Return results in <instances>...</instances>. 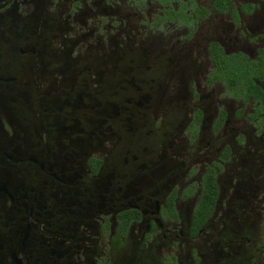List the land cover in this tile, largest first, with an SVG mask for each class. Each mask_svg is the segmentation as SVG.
<instances>
[{
  "label": "flooded vegetation",
  "instance_id": "obj_1",
  "mask_svg": "<svg viewBox=\"0 0 264 264\" xmlns=\"http://www.w3.org/2000/svg\"><path fill=\"white\" fill-rule=\"evenodd\" d=\"M217 1L0 0V48L3 41L9 44L14 59L25 57L33 65L37 64L36 44L39 46L40 33L55 30L49 38L50 44L54 40L65 42V46L67 42H78V39H67L66 34L70 32L81 37L95 34L101 39L107 38L98 41H105L104 52L109 54L105 60L102 57L100 65L106 61L112 67L120 66L112 50L123 48L128 37L134 39L130 36L135 34L134 29H141L151 37L160 35L154 43L149 41V46L159 47L172 56L176 70L171 81L175 83L183 78L190 82L197 102H201L203 96L201 89L211 90L217 83L223 87L219 99L240 102L231 111L226 106H217L208 115L206 127V109L199 103L193 107L184 125L185 145L181 147L185 150L172 152L182 159L177 155L169 156L167 164L151 165L144 171L146 177L138 178L139 184L147 180L146 190L137 194L132 186L121 184L114 179V172L106 169V145L102 143L94 148V145H86L85 139L72 143V134L88 133V130L63 124L55 126V141L42 147L36 141L43 136L36 120L41 110L36 108L32 127H29L32 139H28L24 134V120L8 102L11 96L8 90L18 95L24 80L4 72L5 67L0 63V264H112L113 246L127 239L131 232L135 233L133 228H136L137 240L144 245H150L156 235H162L169 248L164 260L172 264L166 259L172 253L173 264H180L181 253L177 251L183 250L186 240L194 241L214 219L219 222L223 217H236L230 215L235 209L238 213L243 208L251 210L255 204L250 202L254 201H258L260 225L264 228V199L255 188L247 193L249 196L238 194L234 199L240 178L238 168H232L225 189L219 182V173L232 158L235 147H246V143L242 144L247 141L264 145V109L256 111L252 96L247 100L236 96L220 76L211 80L216 70L210 56L211 47L216 43L225 53H242L245 60L258 59L259 52L264 51V0H228L227 6L217 5ZM245 3L250 4L247 10L242 8ZM162 27L164 30L158 33ZM121 33L127 36L126 40L118 39ZM79 63L83 69L89 67L88 63ZM4 90L10 96H4ZM248 103H251L250 109H246ZM221 110L225 111V116L216 128ZM196 111L198 116H194ZM230 116L233 119L244 117V122L232 125ZM227 129L232 136H226L227 140L218 138L220 132ZM104 130H99V139L106 136ZM203 134L206 140L200 146ZM64 135L69 143L59 142ZM198 155H205L202 161ZM186 157L189 163L181 173V166L175 165V159L182 163ZM209 168L215 172L217 197L211 214L196 226L192 214L200 197L203 176ZM187 172L199 175L185 181ZM232 176L235 177L233 181ZM255 180L263 186L261 194L264 196V177ZM222 197L226 202L231 200L235 209H227ZM189 199L190 208L183 212L179 205ZM123 210H126L124 232L118 219ZM263 238L264 235L260 239L261 248H264ZM173 243L176 248H172ZM228 248L221 244L219 252L226 254ZM197 254L190 251V264L200 262Z\"/></svg>",
  "mask_w": 264,
  "mask_h": 264
},
{
  "label": "rangeland",
  "instance_id": "obj_2",
  "mask_svg": "<svg viewBox=\"0 0 264 264\" xmlns=\"http://www.w3.org/2000/svg\"><path fill=\"white\" fill-rule=\"evenodd\" d=\"M217 5L227 6L229 1L218 0ZM242 8L247 10L250 4L245 3ZM163 30L164 27L158 33H162ZM134 31V35L130 34L134 39L128 37L123 48L112 50L115 59L117 56V59L120 57L119 59L124 61L119 62L116 59L115 62L121 64L120 66L112 67L106 61V64L100 65L103 58L105 60L109 57V54L104 52L107 38L101 39L94 36L95 34L81 37L70 32L66 34L67 39H78V42H67L65 46V42L62 44L54 40L50 44L49 38L55 30L40 33L42 37L39 46L35 43L39 57L37 64L33 65L25 57L14 59L9 52V44L4 41L0 48V63L5 67L4 72L13 73L24 80L18 95L13 94L12 89L8 90L11 96H14L13 99L7 90H4L3 94L10 96L8 102L13 104L24 120V134L28 139H32L29 127H32L34 113H37L36 108L41 110V115L36 116V120L41 128L40 133L43 134V136L40 134L36 141L42 147L46 146L45 143L55 141L53 137L56 134L55 126L63 124L86 129L88 133L79 131L78 134L77 132L72 134V143L85 139L86 145H94V148L101 146L102 143L106 145L107 149L104 152L106 169L114 172V179L120 180L121 184L127 183L132 186L139 194L141 190L144 192L148 185L147 180L146 184L144 180L142 184L138 181L141 175L144 176V171L155 164H167V157L177 155L172 153L173 151L185 150L181 147L185 145L184 125L193 107L199 103L206 109L204 122L206 127L208 115L217 106H226L231 111L240 105V102L229 98L219 99L223 92V87L219 83L211 87L213 90L211 94L209 88L201 89L203 96L201 102H197L191 92L190 82H185L183 78L180 80L178 78L175 83L171 81L176 70L172 56L159 47L154 49L149 46V41L154 43L160 35L154 34L155 36L151 37V34L146 35L141 29ZM119 36L118 39L127 38L122 33ZM100 40L105 41L98 42ZM69 48L72 50L69 51ZM7 49L8 51H5ZM74 54L76 56L73 57ZM80 61L88 63L89 67L83 69ZM250 104L248 103L246 109L251 108ZM130 111L133 114H129ZM195 115L198 116L197 111L194 112ZM243 120L244 117L233 119L230 116L229 123L238 126L244 122ZM102 128H105L107 134L99 139L101 132L99 130ZM31 132L34 133L33 130ZM204 134L201 143H198L200 146L206 140ZM226 136H232L229 129L221 131L218 138L224 140ZM36 137L37 135L34 139ZM59 142L69 143L68 137L64 135ZM219 143L220 140L216 146ZM245 143L246 147L234 148L232 158L227 160L219 173V182L225 189L232 168L236 167L240 178L234 199H237L238 194L249 196L247 193L253 192V188L259 196L261 195L260 198L264 199L261 194L263 186L257 184L255 180L264 177V145L247 141L243 142L242 146ZM217 148L218 146L216 150ZM132 155L136 157L133 159ZM184 155L186 156L187 152H184ZM206 155L208 158L209 154ZM177 156L182 159L180 155ZM204 156L198 155L199 160L202 161ZM175 161H177L175 165L180 164L181 173L185 172L183 169L189 163V158H184L182 163L177 159ZM141 165L144 166L140 168ZM259 169H263L262 173L255 175ZM198 175V172H187L184 180ZM168 177L170 178V175ZM234 178L232 176L231 181ZM195 180L197 181V178ZM184 191L188 192L186 189ZM222 199L225 201V197ZM188 201L179 205L183 212L190 208L191 200ZM250 203L255 204L251 210L243 208L242 212L238 213L231 200L225 201L227 209L229 207L235 209L230 215L236 217H223L224 222L223 218L219 219V222L214 219L194 241L186 240L183 250L177 251L181 253L180 264H190L188 259L191 250L200 256V262H192L193 264H262L264 248L260 247V239L264 235V228L260 225L258 201ZM233 218L238 219L237 222ZM132 230L135 233L131 232L127 239L113 246L110 254L112 264H167L164 255L169 252V248L162 235H156L150 245H144L137 240L136 228ZM147 236L146 233L145 237ZM221 244L229 246L228 253L219 252ZM172 248H176L175 243ZM166 259L174 263L172 253Z\"/></svg>",
  "mask_w": 264,
  "mask_h": 264
},
{
  "label": "trees",
  "instance_id": "obj_3",
  "mask_svg": "<svg viewBox=\"0 0 264 264\" xmlns=\"http://www.w3.org/2000/svg\"><path fill=\"white\" fill-rule=\"evenodd\" d=\"M210 56L215 63L216 70L211 80L220 76L227 88L232 90L236 96H243L245 100L252 96L256 111L264 109V51L259 52L256 60H245L242 53H225L218 44L214 43ZM224 116L225 111L221 110L216 119V128L220 126ZM226 155L227 152L224 156ZM217 191L215 172L209 168L203 176L200 197L192 214V221L196 226L211 214ZM125 212L126 210H123L118 214L119 227L122 232L126 228V222H123Z\"/></svg>",
  "mask_w": 264,
  "mask_h": 264
}]
</instances>
